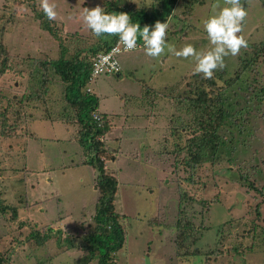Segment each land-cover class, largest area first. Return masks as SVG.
<instances>
[{"label": "rangeland", "instance_id": "1", "mask_svg": "<svg viewBox=\"0 0 264 264\" xmlns=\"http://www.w3.org/2000/svg\"><path fill=\"white\" fill-rule=\"evenodd\" d=\"M157 1L124 3L158 9ZM194 1L189 12L177 2L176 18L167 20L166 43L177 51L186 45L200 52L211 50L204 21L230 7L224 0ZM49 2L56 5L57 18L50 21L55 37L34 17L42 10L41 0H0V47L6 61L0 77V124L9 136L0 137V257L7 264H96V253L87 259L89 251L82 248V237L94 232L96 172L88 164L91 151L78 142L74 110L63 100L49 66L43 77L44 85L51 84L48 92L32 101L23 99L39 84L42 75L36 72L42 65L58 59L60 51L67 58L92 45L83 22L85 8L104 9L123 0ZM240 2L248 13L240 33L248 48L225 57L226 67L217 71L228 77L237 58L251 54V45L264 43V0ZM214 4H219L215 12ZM137 45L116 56L118 75L98 76L80 89L81 94L89 90L95 110L107 120L105 139L98 141L104 151L99 159L104 173L116 181L113 211L124 237L121 249L111 256L113 264H264V117H259L264 103L259 112L250 108L255 117L245 126L250 134L244 136V144L230 154L234 164L205 163L188 170L178 162L183 164L185 154H175L174 149L184 140L172 134L188 117L175 110L173 99L159 94L149 104L145 94L151 89L156 95L173 85L181 90L195 74V61L167 49L152 58L146 55L144 42L138 39ZM262 55L255 70L264 93ZM25 103L34 108L21 110ZM25 115L34 120L20 118ZM226 169L236 172L239 181L227 177ZM9 208L15 211L14 218ZM182 227L189 232L187 242L197 241L178 250ZM33 231L38 236L50 231V241L36 246L29 237Z\"/></svg>", "mask_w": 264, "mask_h": 264}, {"label": "trees", "instance_id": "2", "mask_svg": "<svg viewBox=\"0 0 264 264\" xmlns=\"http://www.w3.org/2000/svg\"><path fill=\"white\" fill-rule=\"evenodd\" d=\"M127 1L129 2V0ZM157 2L159 3L158 9H154L153 7L144 9L143 7L135 6L134 3H124V0L120 4L110 2L104 7V11L108 14H127L130 17L131 23L139 24L142 28L149 26L151 31L156 22L164 23L170 18H176L174 11L177 9V2H180L178 6L185 9L186 12L192 10V6L195 3L194 0H158ZM34 17L40 21V27L43 31L55 37L50 27V21L45 17L43 10L37 12ZM87 33L94 41H92V45H90L88 50H84L85 52L76 50L77 52L74 51L67 58H63V53L60 51L58 59L48 64L42 63L44 65L41 66V71L37 66L38 70L36 73H39L40 77L41 75L42 77L37 79L39 84H37L36 88L34 87L35 90L33 93L23 100L32 101L39 95L48 92L51 84L44 85L45 79L43 77L48 72V68H45V66H49V71L57 77V81L61 86L63 100L70 109L74 110L73 119L78 125L79 133L81 134L78 142L85 149L91 151L90 155L92 156L89 158L88 164L96 172L95 189L98 196L92 217L94 232L82 237V248L84 251H89L87 259H90L94 252L96 253V264H113L111 256L121 249L124 237L118 216L113 211L116 181L113 177L104 173L103 164L99 159V155L104 153L100 142L101 136L106 132V127L104 128L103 124H106L107 120L103 119L105 118L103 114L95 110L97 108L96 100L87 95L88 92H86V89L85 94H81L80 89L87 82L96 78L94 77L88 81L91 67L90 59L97 53L107 52L119 37L102 35L97 38L93 36L88 27ZM138 39L143 43L142 39ZM251 47V54L244 53V57L237 58L236 69L229 77L226 76L224 71H216L212 79H204L202 74H193L181 90L178 88L175 89L173 85L156 95L151 94V91H153L151 89L150 92L147 91V94H145L149 104L159 94L173 99L175 101V110L188 117L187 121L182 122L181 120L178 129L172 132L178 139L184 140V142L178 144L174 149L175 154L180 152L185 154L186 159L183 161V164L180 160L178 162L184 165L186 169L194 170L196 166L205 163L211 166L219 164L220 162H222V165H224V162L229 165L234 164L235 159L231 158L230 154L236 152V145L238 146L240 142L243 145V142L246 141L244 136L250 134L245 128L250 123L251 118L255 117L250 111H253L251 109L254 108L256 112H259V104L264 103L262 86H259V80L261 83V78L258 77L255 70L259 61L263 59L264 43H261L259 47L252 45ZM4 52L0 47V77L6 68ZM82 53H85L84 56H82ZM33 85L35 86L34 83ZM39 99L37 98V101ZM24 105L20 106L21 110L28 109L29 112L34 108L32 103L31 105L25 103ZM94 112L100 118V128L96 126V123L92 119ZM0 115L3 117V114ZM243 116L245 117L243 118ZM260 116L263 118L264 114H260ZM27 117L28 121L32 122L34 120L31 118V115L20 116L24 120ZM68 121L65 120L66 125H69ZM22 134L20 137H22ZM29 135V137H32V134L29 133ZM0 137H9L5 135L4 128L1 124ZM23 138L27 137L23 136ZM225 174L227 177L239 181V176L236 172H231L229 169H226ZM243 184L249 186L245 180ZM9 209L12 212L11 217L14 218L15 211L12 208ZM190 227L193 229L192 226ZM49 234L45 233L42 236H38L33 231L29 234V237L32 238L36 246H41L43 243L45 244V241H50L48 239ZM188 234L189 232L187 233L185 227L179 230L177 238L180 241L176 243L178 250H181L185 246ZM59 238V234H57V241L54 240L57 244ZM64 240L68 248H72L71 241L69 239ZM196 241L194 239L190 242L193 243ZM190 242L187 243L189 244ZM0 264H7L5 257L4 259L0 257Z\"/></svg>", "mask_w": 264, "mask_h": 264}, {"label": "clouds", "instance_id": "3", "mask_svg": "<svg viewBox=\"0 0 264 264\" xmlns=\"http://www.w3.org/2000/svg\"><path fill=\"white\" fill-rule=\"evenodd\" d=\"M224 3L230 7L222 8L219 13L204 21V30L212 46L207 52L197 51L192 45H186L177 51L174 45L166 43L169 27L167 22H156L151 31L149 26L141 30L139 24L131 23L129 15L108 14L99 6L92 10L85 8L83 22L94 37L118 36L119 43L124 45L125 51L135 50L138 46L137 40L140 38L144 42L145 53L149 57L158 58L167 49L168 53L178 58H192L195 61V74H202L204 79H212L217 70H223L226 67L225 57L238 56L242 48H248L247 40L240 35L248 15L246 9L240 0H224ZM40 7L49 21L57 18L56 5L49 0H41ZM212 7L215 12L219 4H214Z\"/></svg>", "mask_w": 264, "mask_h": 264}, {"label": "built area", "instance_id": "4", "mask_svg": "<svg viewBox=\"0 0 264 264\" xmlns=\"http://www.w3.org/2000/svg\"><path fill=\"white\" fill-rule=\"evenodd\" d=\"M138 47V46H137ZM129 52L124 50V45L119 43V38L109 48L107 52L97 53L90 59L89 80L100 75H117L120 72L116 56L120 53ZM88 92V89L86 90ZM92 119L97 127H101L100 118L96 112L92 114Z\"/></svg>", "mask_w": 264, "mask_h": 264}, {"label": "crops", "instance_id": "5", "mask_svg": "<svg viewBox=\"0 0 264 264\" xmlns=\"http://www.w3.org/2000/svg\"><path fill=\"white\" fill-rule=\"evenodd\" d=\"M87 95H89V94H87ZM109 134L112 135V134H113L112 131H111L110 133H109V132L107 133V135H109ZM103 138L105 139V136H103ZM106 139H107V137H106ZM104 141H105V140H104ZM105 142H107V140H106ZM110 143H113V141H111V139H110ZM22 155H23V154H22Z\"/></svg>", "mask_w": 264, "mask_h": 264}]
</instances>
